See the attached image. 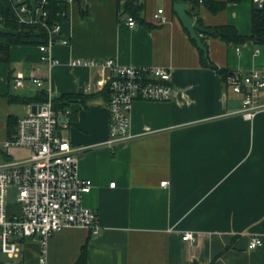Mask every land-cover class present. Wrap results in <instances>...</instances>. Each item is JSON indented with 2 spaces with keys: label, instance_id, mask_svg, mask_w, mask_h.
I'll use <instances>...</instances> for the list:
<instances>
[{
  "label": "crops",
  "instance_id": "1",
  "mask_svg": "<svg viewBox=\"0 0 264 264\" xmlns=\"http://www.w3.org/2000/svg\"><path fill=\"white\" fill-rule=\"evenodd\" d=\"M140 1L150 26L131 28L119 0L63 6L60 36L69 43L52 46L59 61L52 70L34 45L13 46L10 62H0V148L9 139V118H23L20 110L26 116L30 106L11 103L9 97L40 92L31 82L15 89L17 72L35 69L53 98L97 94L87 107L80 100L70 103L63 117L69 127L60 130L79 149L80 178L93 182L84 205L97 213L101 232L69 228L53 235L48 262L77 264L86 247V264H264V111L252 121L243 118L241 96L216 70L201 65L199 49L174 12L173 0ZM161 8L168 19L164 25L154 18ZM252 11V0H243L216 15L201 5L200 16L205 26L233 25L249 36ZM205 40L220 69L249 72L264 62V44L235 47L217 38ZM76 58L170 68L173 98L137 101L131 139L112 148L108 102L99 95L110 73L72 68L69 63ZM13 150L3 157L28 155ZM8 210L16 214L20 207L8 202ZM186 233L195 240H184ZM254 238L263 244L251 249ZM21 248L16 258L0 251V264H38V241L28 239Z\"/></svg>",
  "mask_w": 264,
  "mask_h": 264
},
{
  "label": "built area",
  "instance_id": "2",
  "mask_svg": "<svg viewBox=\"0 0 264 264\" xmlns=\"http://www.w3.org/2000/svg\"><path fill=\"white\" fill-rule=\"evenodd\" d=\"M75 1L67 0L66 3ZM12 2L16 4L19 23H41L48 29V43L39 49L42 62L52 70L59 64L51 54L52 46L57 42L69 43L67 39H54L55 35H61V24L52 28L48 25V12L43 8L46 0L37 2L34 12L24 0ZM252 3L253 7L264 10V0H252ZM154 18L161 25L168 22L163 8L158 9ZM127 23L131 28L137 26L130 16ZM259 52L257 49L256 54ZM69 65L110 73L106 88L110 90L107 103L110 112L108 144L112 148L131 139V113L137 101L168 102L173 98V73L167 67L125 66L113 59L84 58L72 59ZM13 82L15 89L24 88L27 82H31L39 91H46L48 100L30 105L27 115L19 119L14 137L3 142L0 148V251L16 258L21 255L23 242L35 240L39 243L38 264H49V242L53 235L69 228L89 230L93 235L101 232L97 213L84 205V197L92 191L93 182L79 176V149H75L61 134L60 129H67L69 124L60 120L63 113L55 111L53 96L45 89V80L36 75L35 69H30L27 73L17 72ZM225 82L232 92L241 96L239 113L243 118L252 121L264 111V62L260 68L249 72H231ZM35 105L37 110L33 112ZM12 149L26 151L28 155L20 159H5L3 156ZM168 184L164 181L161 186ZM115 185L112 183L111 187ZM11 191L20 207L16 214L8 210ZM183 239L194 241L195 236L186 233ZM262 244L260 238H254L250 248L256 249Z\"/></svg>",
  "mask_w": 264,
  "mask_h": 264
},
{
  "label": "trees",
  "instance_id": "3",
  "mask_svg": "<svg viewBox=\"0 0 264 264\" xmlns=\"http://www.w3.org/2000/svg\"><path fill=\"white\" fill-rule=\"evenodd\" d=\"M34 1L40 2L42 0H24V3H27L31 10L34 12ZM67 0H46V4L43 8L48 12V18L46 19L48 25L54 27L59 23V15L62 12V7L65 6ZM84 5V0H76ZM119 0V5L123 10L124 14H128L130 17H133L137 25H147L150 26L145 18V3L140 0ZM243 0H173V7L176 4L184 3L187 5L188 14L193 18L197 19L206 30L207 34L201 36L202 41L207 48V52L201 50L197 42L191 38L192 42L198 47L201 65L203 67L212 68L216 70L226 81L228 75L231 73L229 70L220 69L217 67L210 59L208 53V47L206 43V37H212L220 39L227 44H232L235 47L246 44L247 42L253 41L257 45L264 44V10H259L253 7L251 23H252V32L251 35H242L239 33L237 28L233 25H220L216 27L205 26L201 16H200V7L204 6L210 13L216 15L225 11L229 5L241 3ZM20 5V4H19ZM18 5V6H19ZM15 6L12 0H0V18L1 25L8 29H13L18 33V35L12 34H0V62L9 63L10 62V52L13 46H41L46 45L49 40V31L41 23H27L21 24L18 22ZM83 14H86L83 10ZM205 36V37H204ZM100 96L104 97L107 102L110 99V90L107 87L105 91ZM97 94L91 95H77V94H64L59 97L53 98L54 109L58 113H65L67 107L70 103H73L77 100H80L81 103L87 107V103L95 99ZM11 103H17L21 105H34L42 104L48 100V95L46 91H40L34 96L24 97L20 95H11L9 97ZM18 121L14 117L9 118L8 124V135L9 139L13 138L16 134V129ZM77 264H86V247L83 248L82 254L80 256Z\"/></svg>",
  "mask_w": 264,
  "mask_h": 264
},
{
  "label": "water",
  "instance_id": "4",
  "mask_svg": "<svg viewBox=\"0 0 264 264\" xmlns=\"http://www.w3.org/2000/svg\"><path fill=\"white\" fill-rule=\"evenodd\" d=\"M83 1V0H81ZM34 9H37L38 3L34 1L33 3ZM174 12L179 17L180 21L184 25V27L188 30V32L191 35V38L194 39L197 42L198 47L203 50L204 52H207V48L205 47L201 36L208 33V30H206L195 18L190 16L187 11V5L184 3H179L174 5L173 7ZM129 15L126 14V18H128ZM19 32L5 28L4 26L0 25V34H12V35H18ZM55 40L64 39L60 35L54 36ZM37 106H33V112H36ZM61 121H65L63 118H60ZM61 135V134H60Z\"/></svg>",
  "mask_w": 264,
  "mask_h": 264
},
{
  "label": "rangeland",
  "instance_id": "5",
  "mask_svg": "<svg viewBox=\"0 0 264 264\" xmlns=\"http://www.w3.org/2000/svg\"><path fill=\"white\" fill-rule=\"evenodd\" d=\"M24 109H21L20 110V112H19V114H21L22 115V117H24L25 116V110L23 111ZM19 152H22V151H19ZM18 152V153H19ZM12 154H14V155H19V154H17V150H13L12 151ZM20 156V155H19ZM8 202L10 203V204H15L16 203V199H15V197H14V192L13 191H11V194H10V197H9V199H8Z\"/></svg>",
  "mask_w": 264,
  "mask_h": 264
}]
</instances>
